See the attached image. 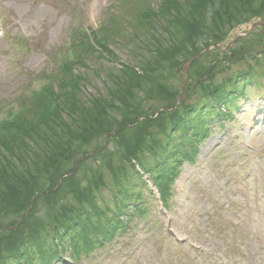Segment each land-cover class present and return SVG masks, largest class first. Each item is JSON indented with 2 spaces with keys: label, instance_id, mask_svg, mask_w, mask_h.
Instances as JSON below:
<instances>
[{
  "label": "rangeland",
  "instance_id": "obj_1",
  "mask_svg": "<svg viewBox=\"0 0 264 264\" xmlns=\"http://www.w3.org/2000/svg\"><path fill=\"white\" fill-rule=\"evenodd\" d=\"M157 7L156 0H133L128 4L122 0H0V123L11 122L8 114H15V118L31 102H44L49 92H58L55 87L58 81L52 91L46 90L49 78L58 75L59 79L67 64L74 68L70 72L72 77H86L85 86L83 82L82 85L77 83L80 98H105L109 90L106 81L109 73H115L120 63L135 66V62L145 59L146 54L141 49V42L138 43L134 35L132 39L126 27L124 35L129 37L123 39L120 35V42L114 41L115 45L110 46L115 56L109 58L110 63H106L105 56L102 61L89 58L87 54L77 59L78 54L74 57L72 52L73 46L82 41V28L103 29L119 17L126 25L132 16L135 24L140 11L157 10ZM259 18L234 27L215 45L200 48L201 51L191 57L196 59L190 65L191 59L182 62L180 55L173 68L168 64L156 67L160 71L156 79L161 84V91L152 99L142 93H133V103L138 105L136 110L133 107V121L138 113L148 114L147 119H152L151 122L158 121L153 125H149L151 122L146 124L141 131L154 134L156 127L171 133L167 136L175 137V142L179 141L174 147L168 145L171 154L166 156L172 157L168 158L169 163L163 166L158 152L153 154L143 150L147 140L140 146L143 137L138 139L134 133L130 136L126 130L110 129L87 137L81 142L85 155L79 159L87 160L88 171L78 158L66 152L62 159H55L57 166L51 172L41 171L36 177L24 176L27 182L19 183L20 189L15 193L12 206H9L12 198L1 186L0 212L7 204L9 209L3 216L12 213L7 221L17 214L12 227L3 229L2 225L3 232H16L21 218L35 209V218L39 222L32 223L34 217L30 216L20 232L24 235L32 230L27 237L39 240L43 230L40 227L47 221L48 207L60 208L58 198L62 207L69 205L71 196L78 206L82 203L78 199L84 200L83 194L87 190L91 191L89 198L97 209H112L114 192L118 194V190L111 191L114 179L123 174L128 177L134 171L139 173L156 159L159 163L157 171L173 165L176 170L175 176L168 177L165 170L161 177L167 184L160 189L168 191L164 209L157 199L156 184L144 176L147 185L141 177L145 186L139 191L144 193L145 217L129 219L126 225L129 230L117 234L108 245L94 248L88 257L80 254V259L73 258V248L67 242L58 264H264V80L260 75L263 67L258 55L264 51V36L262 28L250 31L251 24L256 25ZM228 44L231 46L226 48ZM217 46L219 48H215ZM236 49H241L242 54L235 60L232 52ZM253 57L256 62L252 61ZM204 67H209L207 73ZM252 71L256 79L250 83L246 76ZM205 83H208L206 87L203 86ZM209 85L211 88L205 97L204 91ZM226 89L233 93L231 101L211 106V115L204 113L198 121L197 111L190 107L195 109L203 97L211 105L212 98L207 96L215 90L224 95ZM154 91L158 92L156 88ZM16 110L20 112L16 114ZM161 114L165 116L159 117ZM183 134L188 139L187 145L180 141ZM159 138L162 144L166 140L165 135ZM130 146L135 150L131 153H137L140 160H131L129 165L122 155ZM179 151L186 153L189 159L181 157ZM93 155L104 159L101 174L102 159L94 160ZM22 168L19 164V172ZM101 175L109 187L94 191L101 182ZM67 197H70L69 204ZM24 239L18 243L11 239L15 252L10 255H18L21 264H29L23 249L28 240ZM83 241L81 237L80 242Z\"/></svg>",
  "mask_w": 264,
  "mask_h": 264
},
{
  "label": "trees",
  "instance_id": "obj_2",
  "mask_svg": "<svg viewBox=\"0 0 264 264\" xmlns=\"http://www.w3.org/2000/svg\"><path fill=\"white\" fill-rule=\"evenodd\" d=\"M156 1L158 2L157 10L140 11L135 17L136 20L134 18L135 24H133V16L126 25L122 24V17H119L113 20L111 22L112 25L109 27L101 29L97 34H93L92 41L95 47L90 44L85 36H83L82 41L78 45L73 46L72 53L74 57L76 56L75 53L78 54L77 59H80L83 54H87L89 58L102 61V56H105L107 58L106 63H110L108 62L110 61L109 58L115 57L110 46L115 45L114 41L120 42V35L123 39L129 37L128 34L124 35L126 27L130 30V37L133 39L134 35L138 43L141 42L143 47L141 49L146 54L145 59L135 62V66H133V63H120V68L115 73H109L106 79L109 90L106 91L105 98L98 96L87 100L80 98L79 95L81 93L77 83L82 85L81 82H83L85 86V83H87L86 77L83 76L84 78H82L81 75L72 77L70 72L74 68L67 64L63 67L66 71L62 73L59 79L58 75L49 78V88L46 90L49 91L50 89L52 91L54 89L53 85L58 81L55 86L58 92H49L50 95L44 102H31L25 106V111L21 112L13 121L6 124L0 123V190L3 187L5 193L7 192V196L12 198L9 206H12L15 193L19 192V183L27 182L24 176L36 177L38 172H51L53 167L57 166L55 159H62V155L66 152L75 159H79L85 155V152H82L84 149L82 141L84 142L87 137L99 135V133L107 132L110 129L126 130L128 135L131 136L134 133L138 139L143 137L140 146L144 141H148L146 148L143 150H148L149 153L153 154L158 152L161 157L160 160L165 166V164L169 163L167 161L168 158H172L166 156L171 154L167 150L169 143L171 147H174L176 143L179 145V141L176 140L175 142V137L172 135L167 136V134L171 133H165L166 130H160L156 127L154 134L141 131V128L149 124L152 119H147L148 114L138 113L134 115L133 121V111L138 109V105L133 103V93H142L148 99H152L153 95L157 96L161 91L159 90L161 84L156 79L160 71L156 70V67H166L168 64V66L173 68L175 59H179L180 55L183 57L182 62L188 61L197 51H201L200 48L203 49L221 41L223 35L225 37L234 27L242 25L254 17L264 18V0ZM122 2L128 4L133 2V0H123ZM139 31L141 32L139 33ZM91 45L94 49L91 48ZM95 48H98V50ZM188 51L191 53H188ZM241 51V49L234 50L232 52L235 55L233 59L242 54ZM258 55L261 57L263 67H261L260 75L264 80V51L263 53L259 52ZM254 59L253 57L252 61L256 62L257 60ZM204 70L207 73L209 67H204ZM248 79L250 83L255 81L256 78L253 71L251 75L248 74L246 76V80ZM207 84L205 83L203 86L206 87ZM208 87L204 91L205 97L210 91L211 85ZM154 88L158 92L154 91ZM232 94L230 89H226L224 95L223 92L215 90L214 94L207 96L212 98L213 104L209 105L207 99L203 97L199 99L195 109L193 107L190 108L199 112L195 113L199 115L197 120L201 121L204 113L207 116L211 115V106L229 103V100L231 101L232 99ZM133 107L136 109L133 110ZM162 116L165 115L161 114L159 117L162 118ZM150 117H153V115ZM183 117L185 119V116ZM197 120L194 119L193 122L196 124ZM157 122L152 121L149 125ZM174 124L177 125L176 120ZM127 125L129 127L126 128ZM185 132H188V130H185ZM179 133L181 131H178ZM160 135H165L166 140L163 144L160 142L162 141L159 138ZM180 141L185 145L189 143L186 135ZM131 150L135 151L133 146H130V149H127L122 155L126 157L129 165L131 160H140L137 153L132 154ZM179 154L181 157L189 159L186 153L179 151ZM98 158L102 159V164L99 166L101 167V174L104 159L101 156H94V160ZM79 161L88 171L87 160L79 159ZM152 163V165L147 164L148 166L141 171L149 175L152 183H155L156 187H158L159 192L160 187L167 184V181L161 178L166 172L165 170L168 171V177L175 176L176 170L173 169L175 167L173 165L169 168H164L165 170L157 171L158 161L154 159ZM19 164L23 166L21 172L18 170ZM92 171L95 172L96 169ZM102 180L103 176L99 186L94 191L103 186L109 187ZM159 182L162 184H159ZM35 186L38 185L35 184ZM144 186L141 175L136 171L128 175V177L123 174L121 177L114 179L112 186L114 188L111 191L118 190V194L114 192L115 205L112 209L107 207L97 209V205L90 201L91 191L88 190L83 194L84 200L81 197L78 199L82 201L78 206L72 196V203L69 200L70 197H67V203L71 204L66 206L63 204V207L61 199L58 198L60 200V208L57 207L56 210H53L48 207L46 225L44 224L45 227L44 225L40 227L43 230L40 232L39 240L33 236H31L32 238L27 237V235L32 234V230L30 234L25 233L23 235L20 232L25 228V222L30 216L34 217L32 223L39 222L35 218L33 210L27 217L21 218L22 222L16 232H3V229L7 226L12 227L17 217L16 214L14 218L7 221L12 217V213L4 217L3 213L9 209V206H6L7 204L3 205L2 208L4 209L0 212V264H21L22 260L18 255L15 257L10 255L11 252H15L10 242L13 238L16 239L14 241L17 243L27 238L28 242L24 244L23 249H25L24 254L26 256H31L29 258L24 256L29 264H53L59 262L60 256L64 252V245L67 242H69V247L73 248L71 250L73 251V258L80 259V254L82 256L90 255L94 248L103 247L104 244L111 242L117 234L129 230L128 226H126L129 219L134 216L145 217L147 208L144 205V193L139 191ZM71 193L72 189L70 190ZM137 194L139 197L135 198ZM159 194L163 204L167 205L168 191L160 189ZM130 205H132L133 210L130 209ZM18 208L21 209L20 206ZM14 213L16 212L14 211ZM2 225L4 226L3 229H1ZM20 235H23V237L18 240ZM81 237L84 240L83 242H80ZM29 239L31 240L29 241ZM4 245H7V247H4ZM38 256L40 257L39 259L37 258ZM18 259L19 262L17 261Z\"/></svg>",
  "mask_w": 264,
  "mask_h": 264
},
{
  "label": "water",
  "instance_id": "obj_3",
  "mask_svg": "<svg viewBox=\"0 0 264 264\" xmlns=\"http://www.w3.org/2000/svg\"><path fill=\"white\" fill-rule=\"evenodd\" d=\"M255 26H263V27H264V23L260 21L259 24H256V25H255V24H252L251 29H253ZM195 59H196V58H192L188 65H190ZM188 65H187V66H188Z\"/></svg>",
  "mask_w": 264,
  "mask_h": 264
},
{
  "label": "bare ground",
  "instance_id": "obj_4",
  "mask_svg": "<svg viewBox=\"0 0 264 264\" xmlns=\"http://www.w3.org/2000/svg\"><path fill=\"white\" fill-rule=\"evenodd\" d=\"M143 175H144L145 177H148V178H149V175H148V174L143 173ZM33 211H35V209H34Z\"/></svg>",
  "mask_w": 264,
  "mask_h": 264
}]
</instances>
